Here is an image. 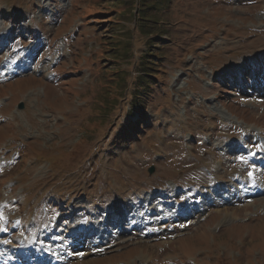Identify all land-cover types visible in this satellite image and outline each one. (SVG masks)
<instances>
[{
	"label": "rangeland",
	"instance_id": "1",
	"mask_svg": "<svg viewBox=\"0 0 264 264\" xmlns=\"http://www.w3.org/2000/svg\"><path fill=\"white\" fill-rule=\"evenodd\" d=\"M118 2L0 0V253L32 257L37 235L41 254L94 249H63L65 264H264V193L234 190L264 186V166L225 148L259 141L264 154V75L239 89L225 77L264 66V0H149L139 26L137 0ZM147 52L157 74L140 80ZM164 186L217 199L181 231L121 235L105 217L89 237L117 200L137 218Z\"/></svg>",
	"mask_w": 264,
	"mask_h": 264
},
{
	"label": "trees",
	"instance_id": "2",
	"mask_svg": "<svg viewBox=\"0 0 264 264\" xmlns=\"http://www.w3.org/2000/svg\"><path fill=\"white\" fill-rule=\"evenodd\" d=\"M108 1V0H107ZM119 0H116L117 3H120L118 2ZM146 1H149V0H137V8H139L138 10V13L136 14V20H137V26H139V24H141V20L143 19H147V16L146 15H143L142 14V11H144V9L148 8V5L146 6L145 2ZM112 2V1H111ZM150 6H154L153 4L150 5ZM149 6V8H150ZM145 25H141V27H144ZM112 50H114L115 53H113V58L114 60H119V58L121 57L122 54H120V52H124V48H121V46L119 45V43L117 45H112L111 47ZM123 51H122V50ZM150 55L152 56H158L157 53H152V52H147L145 53V55L142 56V59H141V69L143 71L142 75L140 76V80L141 79H148V77H155L157 72H153L151 71L153 67H151L152 64H155L156 62L153 61V59H151ZM158 70V69H157ZM120 71H116L115 74L116 76H119L120 74ZM148 81H140V83L138 84L139 88H144L145 84L147 83ZM112 88H114L115 90H121V87H122V84H116L115 86L110 84ZM121 92V91H120ZM107 104V105H106ZM116 104V103H115ZM106 105V108H108V105L110 108H114L113 104H112V98L110 99H106V102L104 100V106ZM103 106V107H104ZM113 106V107H112ZM109 110V108H108Z\"/></svg>",
	"mask_w": 264,
	"mask_h": 264
},
{
	"label": "bare ground",
	"instance_id": "3",
	"mask_svg": "<svg viewBox=\"0 0 264 264\" xmlns=\"http://www.w3.org/2000/svg\"><path fill=\"white\" fill-rule=\"evenodd\" d=\"M166 208H169V207H167V206H159V207H154V206H148L147 207V209H148V211H149V214H151V215H156V214H158L159 212H162V211H164ZM148 211L147 210H145V213H147L148 214ZM156 212V214H153V212ZM119 213V212H118ZM140 213H142V216L141 217H144V218H146L147 217V215L145 214V213H143V212H140ZM137 214H138V212H137ZM136 214V215H137ZM121 215V213H119L118 215H116L115 217H113V218H110V217H107L106 219L108 220V219H115V220H118V221H120V219L124 216H120ZM116 217H120V219H116ZM139 217V215H137V218ZM103 222V221H102ZM127 230V228H123V230H122V232L123 231H126ZM36 237H37V235H35ZM29 238V237H28ZM28 238H26V241L28 240ZM34 236L32 237V239L31 240H33V241H35V239L36 238H34ZM27 244V246H28V244H31V243H26ZM34 244V243H33ZM28 254V253H27ZM25 256V255H24ZM58 255L57 254H55V258L57 257ZM30 257V256H29ZM55 258H53V259H55ZM1 262H4V264H8L9 263V261L8 260H6V258L3 256L2 257V255H0V263Z\"/></svg>",
	"mask_w": 264,
	"mask_h": 264
},
{
	"label": "water",
	"instance_id": "4",
	"mask_svg": "<svg viewBox=\"0 0 264 264\" xmlns=\"http://www.w3.org/2000/svg\"><path fill=\"white\" fill-rule=\"evenodd\" d=\"M21 106H23V104ZM151 171H153V168H151Z\"/></svg>",
	"mask_w": 264,
	"mask_h": 264
}]
</instances>
